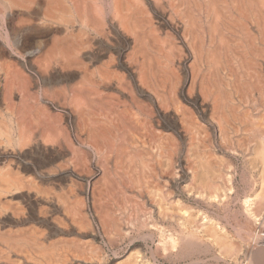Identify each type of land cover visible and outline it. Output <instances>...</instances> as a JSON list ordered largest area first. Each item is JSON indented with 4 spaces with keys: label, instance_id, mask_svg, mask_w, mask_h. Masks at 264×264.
Returning a JSON list of instances; mask_svg holds the SVG:
<instances>
[{
    "label": "bare ground",
    "instance_id": "bare-ground-1",
    "mask_svg": "<svg viewBox=\"0 0 264 264\" xmlns=\"http://www.w3.org/2000/svg\"><path fill=\"white\" fill-rule=\"evenodd\" d=\"M163 40L167 41H164V43H168L167 46L163 45ZM120 42L124 43L125 49L122 50L121 47L113 49L112 46H115L116 43L121 44ZM36 56L40 57L41 59L38 60L41 61H39L40 66L35 65V67L32 60ZM25 67H30L31 70L37 69L36 72L40 69L43 70L44 74L38 73L37 78H39L40 86L46 89L45 93L47 88L57 85L59 91L57 94L61 96L60 92H63L62 99L70 100L69 104L76 118L75 127L72 130L74 137L71 135L76 142L73 141L86 146L91 153H97L96 156L100 158L99 160L102 159L98 157L99 154L102 155L105 159L103 160L106 161L105 169H107L108 159L112 155L114 156V166L125 169L127 175L131 174L132 170L127 172L129 167L125 166L127 165L125 162H133L136 158L138 161H142L140 170H137L140 172H135L136 175L133 174L135 177L129 176L135 189L139 180H143L142 183L145 182L146 185L150 182L152 185L153 183L160 184L158 181L163 182L165 178L172 181L176 176L175 169L178 168L176 165L181 163L183 156L184 163L181 164L188 167L187 170L191 172L188 174L191 175L190 180L192 181L188 186L191 188L192 183L198 179L196 184L194 183L196 186L192 187L195 190L193 192L195 198L197 194L199 197L205 196L206 200L211 199L207 205L212 204V200L214 201L216 197V199L219 198V201L221 197L227 199L231 187H228L230 184L226 181L230 177L227 174L228 179L224 178L226 168L223 167H227L225 166L227 164L222 163L224 165L220 167L223 169L215 168L220 164H217L219 161L216 160V157L219 160L220 158L216 155L221 156V153L217 154L218 149L216 148L220 145L228 149V152L231 149L230 153L234 149L233 144V146L228 144L230 143L228 142V138H230L228 126L229 119L236 117L237 120L238 118L240 123L237 120V124H241L242 127L240 131L246 132V134L243 133L246 140L238 139L241 141L239 142L234 139V142L237 141L236 143L239 144L236 146H242V149L240 148L242 162L250 167V165L256 166L258 160L261 173L257 166L260 176L258 174L256 177L255 173V179H253L254 175L252 180L247 179V181L250 180L245 182L248 194L241 197L238 193L239 207L235 206V209L233 208L231 211L239 214V217L248 218V220L251 218L255 220L264 214L263 110H260V116L255 115L256 117H254L253 115L251 118L250 114L252 113L249 114L248 109L239 113L236 107L238 104H234V101L238 99H244L241 100L242 103L246 102V98L250 103H255L256 100L253 98L255 96H252L253 92L251 93L252 89L260 94L258 97L261 98L260 100H264V0H0V264H80L88 259L97 258L101 250L98 251L92 246L93 244L87 247L89 241L85 237L91 235L89 226L92 224L89 225L88 219L85 218V221L82 217L85 213H83L84 207L80 199L85 197H77L78 191L74 192L75 188L72 186L74 188L72 189L68 185L67 191L68 188L71 191H66V194H63L67 178L69 176L71 178L74 175L73 172L76 173V171L73 166L71 168L68 163L66 165L60 161L68 153L64 151L59 153V149L57 152L49 153L50 147H47V143L50 135L55 139L59 138V135L61 137L60 132L58 133L56 113H54L55 119H52L55 120L54 126H51L53 124L51 120V123L47 122L51 127L44 129L43 127L46 125L43 124L44 120L47 121L49 116L41 117L47 112L45 110L46 112L42 113L45 109L39 107L42 102L38 103L40 109L37 106H32V103L30 106L27 104L29 102H25L31 99H27V84L30 88L32 84H36L33 82L34 79L30 80L29 73L26 72L27 69L25 74H28H24ZM49 73H53L50 80V77L46 76ZM26 82H28L27 87L25 86ZM20 84L23 86L21 85V87ZM59 86H62L61 91ZM19 87H21L20 91ZM17 92L18 96H21L20 100H17L18 102L14 100ZM44 95L41 96L44 97ZM139 96L144 98V103H142L143 99L142 102L139 100L141 98ZM57 97L58 95L55 99L53 98L54 101ZM257 100L259 101V99ZM253 103L250 106H253ZM258 104L260 106V103ZM261 107L263 109L264 105ZM255 108L256 112L258 106L256 110ZM37 110L42 114L35 115L34 113L33 115V111ZM58 112L61 114L59 110ZM46 115L52 116L53 114L49 112ZM73 120L71 119L70 122L72 123ZM59 122L61 123V121ZM65 125L66 123L60 125V128ZM211 128L215 129L216 133L214 131L211 133ZM42 129L47 131L54 129L57 132L53 133L54 130H50V134L47 133L49 135L47 140ZM65 133L62 132V134ZM66 135L65 138H67ZM216 137L220 139V143L216 142ZM151 141H154L155 149L152 148ZM66 142L64 143L66 144ZM50 143L52 142L48 144ZM69 149L73 150L74 148ZM86 149H82V151L85 152ZM193 149L196 151L192 158H189L188 154ZM235 149L237 150V147ZM76 152L78 151H74V153ZM88 154L83 159L86 157L90 162ZM253 155L255 156L253 157ZM226 157L228 158V156ZM162 160L164 164H162ZM135 163L137 164L134 162L128 165L131 166ZM164 165L168 167L166 171L163 170ZM133 168L136 171L137 166ZM213 168L215 169L214 173L212 172ZM250 168L254 169V167ZM187 170L186 172H188ZM117 171L115 172L117 173ZM199 173L201 176H198ZM120 175L122 174L120 173L118 176ZM247 176L249 177V175ZM198 177L201 180L205 177V181H201L204 183H200ZM162 178L164 179L162 180ZM109 179L111 180V178ZM147 179L150 180L148 184L149 180ZM225 179L226 181H224ZM243 179H245L244 176ZM102 180L105 181L103 178ZM198 182L199 184H197ZM51 184L56 186L53 185L55 189L51 188ZM128 188L130 189V187ZM118 189L122 190L123 187H118ZM102 190L105 189L102 188ZM119 190V193L124 192V189L121 192ZM61 191H63L62 194ZM127 191L126 188L125 192ZM139 191L138 195L143 194L142 190ZM148 191H146L147 198L150 202L155 201L156 203L157 200L153 198L152 201ZM108 192L106 191L105 194ZM152 196L154 197V195ZM94 198L96 199L95 196ZM117 198L119 197L117 196ZM205 199L203 198V200ZM180 201L178 202L182 205V201ZM228 201L224 203L228 205ZM107 202L109 203V200ZM232 202L235 204V201ZM227 205L223 207V211H228L227 207H230L231 204ZM185 207L186 205L181 207L182 212L186 209ZM142 208L145 209V207ZM209 211L212 210L209 209ZM197 212L199 213L200 210ZM101 213L103 212L101 211ZM198 213L196 214L198 215ZM94 214L96 215V213ZM98 214L100 213L98 212ZM103 214H106L105 210ZM98 217L100 218V215ZM118 218L108 213V216L104 220L102 219L103 222H99L103 224L106 232L108 231L107 234H112L116 238L127 234L126 224ZM186 220L182 221L187 223ZM190 221V224L193 222L192 226L195 227V230L203 225L200 220H198L200 224L196 220ZM263 224L264 220L262 219L261 225ZM205 225L207 223L203 228H206ZM211 225L212 229L213 224L211 223ZM215 228L217 227L215 226ZM213 230L214 228L211 231ZM208 232L210 234V231ZM214 232L211 235L215 234L214 237L217 239H214L217 241L220 239L221 245L229 243L225 239L227 236L219 235L224 238V243V240L216 235L217 232ZM203 235L202 237L210 236ZM195 236L188 231V234L183 233L179 237L169 236L165 240L167 243L164 244L172 248L179 241L181 249L178 246V251L180 249L181 253L187 254L193 250ZM239 244L229 245V254L236 251ZM169 246L162 245V248ZM223 250L222 252H224ZM225 252L227 254V251ZM102 255L100 254L98 258L102 259ZM187 257L189 256L187 255ZM247 258L249 261L246 260L245 264L264 263V250L252 251ZM123 261L120 262L123 264ZM130 263L128 262V264Z\"/></svg>",
    "mask_w": 264,
    "mask_h": 264
},
{
    "label": "rangeland",
    "instance_id": "rangeland-1",
    "mask_svg": "<svg viewBox=\"0 0 264 264\" xmlns=\"http://www.w3.org/2000/svg\"><path fill=\"white\" fill-rule=\"evenodd\" d=\"M164 41H166V40H163V43H164ZM167 42V41H166ZM164 43L163 45L164 46H167V44L168 43ZM121 43V42H120ZM166 44V45H165ZM123 46V47H122ZM113 47V49H120V47L122 48V50H124L125 48V45H124V43L122 44H115V46L113 45L112 46ZM34 58V59H33ZM32 59V62H33V64H34V66L36 65H39L40 64V62L39 61H41V60H38V59H41L40 57H38V56H36V57H33ZM37 60H38V62H37ZM36 62V63H35ZM38 63V64H37ZM35 66V67H36ZM40 66V65H39ZM234 67V66H233ZM26 69H27V71H26ZM31 72H30V71ZM36 70L37 69H32L31 70V68L29 67H25V69H24V74L26 73V72H28L29 73V78H30V80H33V82L34 83H36V84H32L31 86L34 88V86H35V88L33 89L32 87L30 88L29 87V84H27L28 82H26L25 83V86L27 87V85H28V92H26V95L28 96V98L27 99H29V98H31V99H29V101L27 100V101H25L26 103L27 102H29V103H27V104H30V103H32V106H34V107H38L39 105H38V103H39V101L40 102H42V104H44V105H42V104H40V108H45L44 109V111H42V113L44 112H46L45 110H47V114H49V112H50V114H53L52 116L51 115H46V113L45 114H43V115H41V117H43L44 116V118L45 117H48V119H47V121H46V119L44 120V122L45 123H43L44 125H41L44 129H49L51 126H54V122H55V120H52V119H55L54 118V116H55V114L54 113H56V122H57V125H58V127H59V129H58V133L59 134H61V137H63V138H61L60 137V135H59V142H57L58 141V139H57V141H56V139H55V137H53L52 135H50V138H52L51 140H50V138H48L49 137V135L48 134H50V132L51 131H53L52 129H50L49 131H47V130H44V129H42V131L45 133V136L44 137H46V139L48 140V143L49 142H52V143H50V144H48L47 143V147L49 148V153L50 152H57L58 151V149L60 150V151H58L59 153H61V152H66V153H68V154H66V155H64L63 156V158H62V160H60L61 161V163L62 162H64L65 164L66 163H68V166L69 167H71L72 168V166H73V169H75L74 171H76V173L75 172H73L74 173V175H72L71 176V178H70V176L67 178L68 179V181H67V184H66V187L64 188L65 189V191H64V189H63V191H64V193L63 194H66V191H67V185H68V187L69 186H71V188H72V186L75 188V191L74 192H77V197L79 196V198L80 197H85V198H81L80 199V201L82 202V204H83V207L85 208H83V210H84V212L83 213H85L84 215H85V217H84V215L82 216L83 217V219L85 220V218L86 219H88L87 221V223L89 224V225H91V226H89L90 227V231L92 232L91 233V235H87V237H85V239H88V243H87V247L90 245V244H93L92 246L93 247H95V248H97L98 249V251H100V253H99V256L98 257H100V254L102 255L101 257H102V259L101 258H93V259H88V260H90V261H84V262H81L80 264H119V263H121L122 264V262H120V261H123V264H124V262H126L125 264H128V262L130 263V259L134 262H132L131 261V263L130 264H245L247 261L246 260H248V258H247V256L249 257V254H250V252H255V251H257V250H259V249H263L264 250V224L263 225H261V221H262V219L264 220V214H262V215H260L257 219H253V218H251V219H249L248 220V218H245L244 216H241V217H239L240 215L239 214H235L234 212H232L233 211V208L235 209V206L236 207H239V204H240V202H238L239 200H238V198H237V196L240 194V196L241 197H244L245 195H247L248 193V191H247V188H246V184H245V182L247 181V179H250V180H252V176L256 173L257 175H256V177H258V174H259V171H260V173H261V170H260V167L261 166H259V162H258V160L256 161V166H252V165H250V167H254V169H256L255 170V172H254V169L253 168H250L249 166H247V165H245V164H243V160H242V157H241V152H240V148L242 147L241 145L238 147V146H236V144H238V143H236L237 141H239L240 139L242 140V141H244V140H246V136H245V138H244V135L246 134V132H242V131H240V130H242V127H241V124H239L240 123V121H239V119L237 118V120L239 121V123L237 124V120H236V117L235 118H231V119H229V126H228V128H229V130H228V134H229V136H230V138H228V142H230V143H228L230 146H233L234 145V149H232V151H231V153H230V150H229V152H228V149H225L224 147H221L220 145L219 146H217V148L216 149H218L217 150V154L219 153H221V156L223 157L224 156V158H221V156H219V155H216V156H218L219 158H220V160L216 157V160L217 161H219V162H217V164L218 163H220V164H216L217 166H219V167H217V166H215V168L217 169V168H221V169H223V168H226L225 170H226V173H225V175H224V178L225 177H227L226 179H228V176H227V174L229 175V180H227L226 181V179L224 180V181H226L228 184H230V186L228 185V187H231V190L233 189V191H231V190H229L228 191V195H229V197H227V199H225L226 197H221V198H223L224 200H222L221 198H220V201H219V198L218 199H214V201L212 200V204L210 203V204H208L207 205V202L209 203V202H211L209 199H205L206 197L205 196H203V197H199V195H197L196 194V198H195V193L193 194V192H195V190H194V188H192V187H195L196 185V182L198 181V179L195 181V182H193L192 183V186H191V188H190V186H188V185H191V181L192 180H190L191 179V172H190V170H187V168L188 167H184V165H182L184 162H183V156L181 157L182 158V160H181V163L179 164V165H176V167H178L177 169H175V175L177 176L178 175V177H174L173 178V180L172 181H170L168 178V180L165 178V180L162 182V181H158V183H160V184H155V183H153V185L155 184V187L152 185V183L150 182V180L149 179H147V180H149V181H147V184L150 182V184H148V185H146L145 184V182H144V184L142 183V181L141 180H139L140 182H139V184L138 183H136V189L134 188L135 186H133L132 184V181H131V178H129V176H131V175H133V174H135V172L136 173H138V172H140V171H138L137 172V170H140L139 168H141V162L142 161H138V159L136 160H134L133 162H130V163H134V162H137V164L135 163L134 165L132 164L131 166H129L130 165V163H129V161L128 162H125L127 165H125V163H124V165L125 166H127V167H129V168H127V172L129 173V171L131 172V170H132V172H131V174L129 173V175H127V173L125 172L126 170L125 169H120V168H116L115 166H114V159H113V155H112V157L110 158V159H108V166H107V169H105L104 168V166H105V164H106V161H104L105 159L102 157V155H100L99 154V156L98 157H101L102 159L101 160H99L100 158H97V153H94V152H90L89 151V149L86 147V146H82V144H78V143H75L76 142V140L73 138L74 137V132L72 131V130H74L73 129V127H75V115H74V113H73V110H72V107L70 106V100L69 99H66V101H64L62 98H63V92H60V93H62L61 94V96L59 95V94H57L59 91L57 90L58 89V86L57 85H55L54 87L52 86V87H49V88H47L48 90H47V92L45 93V91H46V89H44V88H42L40 85V83H39V78H37V76H39L38 75V73H41V74H44V73H42L43 72V70H39L38 72H36ZM26 71V72H25ZM33 71V72H32ZM52 72H53V70H52ZM27 73V74H28ZM36 73V74H35ZM54 73V72H53ZM53 73H49V75H46V76H48V77H50L49 78V80L52 78V75H53ZM27 74H25V75H27ZM34 74V75H33ZM30 75H31V77H30ZM36 75V76H35ZM51 75V76H50ZM36 77V78H35ZM37 80V81H36ZM37 82H38V86H37ZM27 84V85H26ZM22 84H20V86H21ZM23 86V85H22ZM21 86V87H22ZM21 87H19V91H20V89H21ZM62 87V86H61ZM60 86H59V89L61 88ZM39 88H40V90H39ZM56 88V89H55ZM30 89H32L31 91L33 92V94H32V92L30 91ZM43 89V90H42ZM54 90V91H53ZM62 89H60V91H61ZM18 91V92H19ZM38 91V92H37ZM42 91H44V92H42ZM256 90H254V89H252V91H251V93H252V96H257L256 98L255 97H253L255 100V103H256V105H255V103H253V102H249V99L248 98H246V102L244 103H242V101L241 100H244V99H238V100H235L234 101V104L235 105H239V107H238V105L236 106L237 108H238V111H239V113H242V111L244 110V109H248V112H249V114H250V112L252 113V114H250L251 115V118H252V116L254 115V117H256V116H260V110H263L262 111V113L264 114V107H263V109H262V107H261V105H264V100L262 101V100H260L261 98H258V97H260L259 95L260 94H258L257 93V91L255 92ZM18 92H17V94H15V96H14V100L16 101V102H18L19 100H20V95L18 96ZM56 94H55V93ZM29 93V94H28ZM44 93H45V95H44ZM257 93V94H256ZM35 94V95H34ZM55 94V95H54ZM255 94V95H254ZM37 96V97H29V96ZM44 95V97H42V96ZM47 95V96H46ZM49 95V96H48ZM58 95V100L60 99V101L58 102V100H57V98H56V100L54 101V99H55V97ZM55 96V97H54ZM40 97V98H39ZM61 97V98H60ZM139 97H141L139 100L142 102L143 100H144V98H142V96H139ZM33 98V99H32ZM43 98V99H42ZM47 98V99H46ZM54 98V99H53ZM19 99V100H18ZM34 99H36V101H34ZM39 99V100H38ZM143 99V100H142ZM257 99H259V101L257 100ZM18 100V101H17ZM33 100V101H32ZM49 102H47V101ZM51 100V101H50ZM69 100V101H68ZM248 100V101H247ZM38 101V102H37ZM261 101V102H260ZM36 102V103H35ZM54 102V103H53ZM57 102V103H56ZM66 104H65V103ZM145 102V100L142 102V103H144ZM33 103H34V105H33ZM61 103L64 105H62L61 106ZM237 103V104H236ZM240 103V104H239ZM252 103L255 105H253V106H250V105H252ZM258 103H260V106H259V104ZM37 104V105H36ZM60 104V105H59ZM258 104V105H257ZM43 107H42V106ZM46 105H47V107H46ZM49 105V106H48ZM67 105V106H66ZM68 105H69V107H68ZM240 105H242V106H240ZM246 105V106H245ZM30 106H31V104H30ZM55 106V107H54ZM249 106V107H248ZM257 106H258V108H259V110H258V108H257ZM38 107V109H40ZM64 107V108H63ZM247 107V108H246ZM257 108V110H256V108ZM47 108V109H46ZM58 108V109H57ZM61 108H62V110H61ZM71 109V110H69V109ZM243 108V109H242ZM254 108H255V110H256V112L254 111ZM242 109V110H241ZM48 110H49V112H48ZM57 110V111H56ZM58 110L61 112V114L58 112ZM66 110H68V111H66ZM250 110V111H249ZM252 110H253V112H252ZM244 111H247V110H244ZM34 113H35V115H40V114H42L41 112H39L38 110L35 112V111H33V115H34ZM37 113H40V114H37ZM65 113V114H64ZM70 113V114H69ZM73 113V114H72ZM258 113H259V115H258ZM261 113V116L263 115ZM61 115V117H62V119H61V117H58V116H60ZM64 114V115H63ZM58 115V116H57ZM256 115V116H255ZM72 116V117H71ZM74 116V117H73ZM52 117V118H51ZM68 117H70V118H68ZM61 119V120H60ZM71 119L73 120L72 121V123L70 122L71 121ZM235 119V120H234ZM51 120L53 121L52 123L53 124H51V126H49V124L48 123H51ZM233 120V121H232ZM49 121V122H48ZM59 121H61V123L59 122ZM64 121H66L65 123H66V125L65 126H63L62 128H60L63 124H65L64 123ZM43 122V121H42ZM48 122V123H47ZM59 122V123H58ZM68 122V123H67ZM73 122H74V125H73ZM231 122V123H230ZM235 124V125H234ZM47 125H48V127H47ZM61 125V126H60ZM72 126V128H71V126ZM232 125V126H231ZM234 125V126H233ZM237 125V126H236ZM238 125H240V126H238ZM238 127V128H236V127ZM238 130H236L235 128ZM67 128H68V130H67ZM214 128V127H213ZM213 128H211V133H213V131H214V133H216L215 132V129H213ZM233 128H234V130H233ZM61 129H63L62 131H61ZM66 131H65V130ZM236 130V131H235ZM66 133H65V132ZM73 133H72V132ZM56 133L57 132V130H54L53 131V133ZM62 132L63 133H65V134H67L66 135V137L67 138H65V134H62ZM70 132V133H69ZM43 133V134H44ZM48 133V134H47ZM52 133V134H53ZM58 133L56 134L57 136H58ZM243 133H245V134H243ZM241 134V135H240ZM56 135H54V136H56ZM64 135V136H63ZM73 137H72V136ZM52 136V137H51ZM238 136H240V137H238ZM242 137H243V139H242ZM69 138V139H68ZM216 139V142H218V143H220V139L218 138V137H216L215 138ZM234 139H236L237 141L236 142H234L235 140ZM239 139V140H238ZM65 140V141H64ZM70 140H72V141H70ZM75 142H74V141ZM229 140H231V141H229ZM68 143H67V142ZM54 142V143H53ZM57 142V143H56ZM64 142H66V144L64 143ZM152 143H151V145H152V148L153 149H155V147H154V141H151ZM239 142H241V141H239ZM58 143H59V145H60V147H59V145H58ZM75 144V146H73ZM233 144V145H232ZM82 146V147H80V146ZM239 145V144H238ZM57 146V147H56ZM67 148H66V147ZM72 146V147H71ZM78 146V147H77ZM237 147V150L235 149L236 147ZM59 147V148H58ZM77 147V150H75V148ZM87 149H86V148ZM52 148V149H51ZM57 148V149H56ZM69 148H74L73 150H71V149H69ZM80 148V149H79ZM82 149L84 150V149H86L85 150V152L84 151H82ZM221 149V150H220ZM242 149V148H241ZM52 150V151H51ZM80 150V151H79ZM88 150V151H87ZM222 150H224V151H222ZM71 151V152H70ZM74 151H78L79 152V156L81 157H79L78 156V152H76V153H74ZM192 152H189V158H192V156L194 155V153H195V151L196 150H191ZM194 151V152H193ZM82 152H84V153H82ZM234 152V153H233ZM236 152V153H235ZM72 153V154H71ZM87 153H89L88 155H89V157H90V159H91V161L89 162V160H88V158L86 159V157L83 159V157L84 156H87ZM238 153H239V155H238ZM39 154V153H38ZM77 154V155H76ZM108 154H110V153H108ZM234 154V155H233ZM236 154V155H235ZM94 155V156H93ZM184 155V154H183ZM187 155V156H188ZM229 155H231V156H229ZM233 155V156H232ZM66 156V157H65ZM71 156V157H70ZM226 156H228V158L226 157ZM255 155H253V157H254ZM73 157V158H72ZM77 157H78V160H77ZM230 157V158H229ZM234 157V158H233ZM236 157V158H235ZM250 157H252V156H250ZM226 158V159H225ZM239 158V159H238ZM64 159V160H63ZM97 159V160H96ZM104 159V160H103ZM228 159V160H227ZM230 159V160H229ZM241 159V160H240ZM85 160V161H84ZM87 160V161H86ZM240 160V161H239ZM66 161V162H65ZM77 161V162H76ZM78 161H79V163H78ZM99 161V162H98ZM102 161H104V162H102ZM113 161V162H112ZM221 161V162H220ZM227 161V162H226ZM231 162L230 164H229V162ZM85 162H87L86 164H85ZM235 162H237V163H235ZM258 162V163H257ZM72 163V164H71ZM101 163H103V164H101ZM146 163V162H145ZM222 163H224V164H227V165H225V166H227V167H223V165L224 164H222ZM233 163V164H232ZM77 164V165H76ZM82 165L81 167H80V165ZM90 164H91V166H90ZM94 164V165H93ZM112 164V165H111ZM129 164V165H128ZM162 164H164V162H163V160H162ZM243 164V165H242ZM67 165V164H66ZM75 165V166H74ZM123 165V166H124ZM230 165V166H229ZM236 165V166H235ZM79 166V167H78ZM97 166V167H96ZM124 166V167H125ZM136 166H137V169H136V171H135V169L133 168V167H135L136 168ZM220 166H222V167H220ZM233 166H234V168H233ZM257 166H259V171H258V169H257ZM86 169H85V168ZM90 167H91V169H90ZM232 169H231V168ZM247 167H249V168H247ZM101 168V169H100ZM113 168V169H112ZM114 168H115V171H117V169H119L118 171H117V173H118V175L121 173L122 175H120V176H118L117 175V173L115 172V171H113L114 170ZM183 169V170H180V169ZM97 169V170H96ZM99 169V170H98ZM103 169H104V173H103ZM133 169H134V173H133ZM168 169V167L166 166V165H164V167H163V170L164 171H166ZM188 171V172H186V170ZM189 169V168H188ZM211 169H212V167H211ZM214 169V168H213ZM234 169V170H233ZM248 169V170H247ZM250 169H253V170H250ZM262 169V168H261ZM77 170H79V171H77ZM81 170V171H80ZM90 170V171H89ZM107 170V171H106ZM109 170V171H108ZM120 170H121V172H120ZM185 170V171H184ZM245 170H246V172H245ZM250 170V171H249ZM111 171V172H110ZM123 171H124V173H123ZM146 171H147V173H149L150 174V172H149V170L148 169H146ZM179 171H181L180 173H181V176H180V173H179ZM202 171V170H201ZM212 171V170H211ZM249 171V172H248ZM252 171H253V173H252ZM79 172H82V173H79ZM106 172V173H105ZM113 172V173H112ZM179 174H178V173ZM213 173L215 172V169H214V171H212ZM211 172V173H212ZM228 172V173H227ZM244 172V173H243ZM258 172V173H257ZM115 173H116V175H115ZM188 173H190V174H188ZM202 173V175H203V172H201ZM201 173H199V175L198 176H201ZM234 173V174H233ZM247 173H250V174H247ZM77 174V175H76ZM88 174V175H87ZM104 174H106V175H104ZM109 174V175H108ZM185 174V175H184ZM241 174V175H240ZM244 174V175H243ZM252 174V175H251ZM76 175V176H75ZM136 175V174H135ZM231 175V176H230ZM247 175H249V177L247 176ZM251 175V176H250ZM78 176V177H77ZM101 176H102V178L106 181H103L102 180V178H101ZM109 176V177H108ZM121 176H123V177H121ZM134 176V175H133ZM243 176L245 177V179H243ZM259 176H260V174H259ZM99 177V178H98ZM135 177V176H134ZM183 177V178H182ZM190 177V178H189ZM248 177V178H247ZM255 177V175H254V178L253 179H255L256 178ZM101 178V179H100ZM107 178V179H106ZM109 178H111V180L109 179ZM181 178V179H180ZM199 178V177H198ZM202 178H203V176H202ZM231 178H233V179H231ZM70 179V180H69ZM76 179V180H75ZM109 179V180H108ZM164 178H162V180H163ZM231 179V180H230ZM243 179V180H242ZM81 180V181H80ZM108 180V181H107ZM115 180V181H114ZM159 180H161V179H159ZM199 182L200 183H204V182H201V181H205V177H204V179L203 180H201V178H199ZM250 180H248V181H250ZM72 181H74V182H72ZM76 181H77V183L79 182V184H77L76 183ZM102 181V182H101ZM125 181H127V182H125ZM223 181V182H224ZM247 181V182H248ZM72 182V183H71ZM82 182H83V184H82ZM109 182V183H108ZM112 182V183H111ZM115 182V183H114ZM123 182V183H122ZM167 182V183H166ZM199 182L197 183V184H199ZM232 183V185H231V183ZM74 183V184H73ZM76 183V184H75ZM95 183V184H94ZM104 183H106V184H104ZM181 183V184H180ZM195 183V184H194ZM227 183H226V186H227ZM234 183V184H233ZM72 184V185H71ZM101 184V185H100ZM125 184V185H124ZM129 184V185H128ZM143 186H142V185ZM183 184V185H182ZM186 184V185H185ZM52 185V187L51 188H54V184H51ZM54 185V186H53ZM99 185V186H98ZM108 185V186H107ZM114 185H116V186H114ZM144 185H146L145 187H144ZM156 185H157V187H156ZM101 186V187H100ZM107 186V187H106ZM140 186V187H139ZM180 186V187H179ZM233 186V187H232ZM237 186V187H236ZM56 187V186H55ZM77 187V188H76ZM118 187H123V189H124V192H122V193H119L118 192V190L120 189H118ZM128 187H130V189L128 188ZM147 187V188H146ZM185 187H186V189H185ZM236 187V188H235ZM50 188V189H51ZM74 188H72V189H74ZM80 188V189H79ZM91 188H94V189H91ZM102 188H104L105 190H102ZM110 188V189H109ZM126 188L128 189V191L127 192H125L126 191ZM148 189V190H146V189ZM157 188V189H156ZM159 188H160V190H159ZM188 188V189H187ZM234 188H235V192H234ZM49 189V190H50ZM55 189V188H54ZM70 188H68V191H71V190H69ZM100 189V190H99ZM122 189V190H123ZM143 189H145L146 191H148V193H150V195L151 196H149L150 198L152 197V201L155 199V200H157L156 201V203H155V201H153V202H150V200L147 198V192L145 191V190H143ZM153 191H152V190ZM156 189V190H155ZM90 190H92V191H90ZM96 190V191H95ZM104 191V192H102V191ZM117 190V191H116ZM122 190H119L120 192L122 191ZM132 190H134V191H132ZM143 191V194H141V195H138L139 193H138V191ZM182 190V191H181ZM184 190V191H183ZM193 190V191H192ZM63 191H61L60 193L62 194V192ZM67 191V192H68ZM99 191H100V195H99ZM106 191L108 192L107 194H105L106 193ZM139 191V192H140ZM144 191H145V194H144ZM186 191H188V192H186ZM237 191V192H236ZM98 192V193H97ZM112 192V193H111ZM152 192H154V193H152ZM181 192V193H180ZM184 192V193H183ZM191 192V193H190ZM245 192H246V194H245ZM263 192V191H262ZM70 193V192H69ZM81 193V194H80ZM95 193V194H94ZM97 193V194H96ZM102 193H103V195H102ZM116 193V194H115ZM136 193V194H135ZM186 193V194H185ZM188 193H190V194H188ZM234 193H236V194H234ZM239 193V194H238ZM244 193V194H243ZM92 194V195H91ZM111 196H110V195ZM112 194H113V197H112ZM118 194V195H117ZM127 194V195H126ZM178 194V195H177ZM193 194V195H192ZM68 195V194H67ZM81 195V196H80ZM104 195H105V197H104ZM110 196V198L108 199V197ZM119 197V198H117V196ZM143 195V196H142ZM152 195H154V197L152 196ZM156 195V196H155ZM164 195V196H163ZM166 195H168V196H166ZM180 195V196H179ZM190 195V196H189ZM233 195V196H232ZM94 196L96 197V199L94 198ZM98 196V197H97ZM99 196H101V197H99ZM102 196H103V199H102ZM116 196V197H115ZM124 198H123V197ZM136 196V197H135ZM186 196V197H185ZM188 196V197H187ZM236 196V197H235ZM129 197V198H128ZM132 197V199H130ZM145 197V198H144ZM182 199H180V198ZM185 197V198H184ZM190 197V198H189ZM193 197H194V199H193ZM87 198V199H86ZM94 198V199H93ZM104 198H106V199H104ZM111 198H112V200H111ZM154 198V199H153ZM157 198V199H156ZM203 198L205 199V200H203ZM230 198V199H229ZM235 198V199H234ZM237 198V199H236ZM98 199V200H97ZM184 199H185V201H184ZM199 199V200H198ZM213 199V198H212ZM233 199V200H232ZM83 200V201H82ZM86 200V201H85ZM95 200V201H94ZM109 200V203L107 202ZM129 200V201H128ZM134 200V201H133ZM182 201V205H181V203H179L178 201ZM216 200V201H215ZM228 200H230V201H228ZM86 203H85V202ZM99 203H98V202ZM104 201H106L105 203H104ZM130 201H132V202H130ZM137 203H136V202ZM141 201H143V202H141ZM180 201V202H181ZM200 201H201V203H200ZM205 201V203H203L202 204V202H204ZM217 201H218V203H217ZM226 201H228V205L226 204V203H224V202H226ZM232 201H235V204H234V202H232ZM93 202V203H92ZM121 202V203H120ZM158 202V203H157ZM213 202H215V203H213ZM223 202V203H222ZM231 202V203H230ZM238 202V203H237ZM98 203V206L96 205ZM100 203H101V205H100ZM102 203H104V204H102ZM120 203V204H119ZM154 203V204H153ZM87 204V205H86ZM206 204V205H205ZM217 204V205H216ZM220 206H219V205ZM230 204H231V206H230ZM232 204H233V206H232ZM108 205V206H107ZM140 205V206H139ZM144 205V206H143ZM156 205V206H155ZM184 205H186V209L185 208H183V209H185L184 210V212L185 211H187V212H182V208L181 207H184ZM197 206L196 208H195V206ZM201 205V206H200ZM226 205L227 206H230V207H227L228 208V211H226V210H224L223 211V207H226ZM238 205V206H237ZM87 206V207H86ZM97 206V207H96ZM103 206V207H102ZM145 207V209H143L142 207ZM162 206V207H161ZM194 206V207H193ZM210 206V207H209ZM139 207H141V208H139ZM158 207V208H157ZM189 208V212H188V208ZM191 207V208H190ZM194 208V210H193V208ZM200 207V208H199ZM232 207V208H231ZM88 208V209H87ZM97 208V209H96ZM106 208H109V209H107L106 210ZM198 208V209H197ZM230 208V209H229ZM139 209H140V211H139ZM166 209V210H165ZM191 209V210H190ZM208 209V210H207ZM209 209L210 210H212V211H209ZM214 209V210H213ZM219 209V210H218ZM226 209V208H225ZM82 210V211H83ZM96 212H95V211ZM100 210V211H99ZM104 210H105V215L103 214L104 213ZM111 210V211H110ZM197 210H200V212L202 213H198L197 212ZM204 210V211H203ZM229 210H230V212H229ZM232 210V211H231ZM94 211V212H93ZM101 211L103 212V213H101ZM108 211V212H107ZM191 211H193L192 213H191ZM203 211V212H202ZM206 211V212H205ZM209 211V212H208ZM215 211V212H214ZM98 212L100 213V214H98ZM204 212H205V214H204ZM214 212V213H213ZM232 212V213H231ZM82 213V214H83ZM94 213H96V215L94 214ZM108 213H111L112 215H115V217H120V218H118V219H120L122 222H124L125 224H126V226H127V230H126V232H127V234H125L124 236H121V237H113L112 236V234L111 235H109V234H107V232H106V229L104 228V226H103V224H100L101 222L100 221H102L103 222V220L108 216ZM120 213V214H119ZM162 213H164L163 215H162ZM187 213H190V214H187ZM196 213H198V215L196 214ZM229 213V214H228ZM81 214V215H82ZM98 214V215H97ZM168 214V215H167ZM179 214V215H178ZM185 214V215H184ZM193 215V217H191L192 215ZM195 214V215H194ZM235 214V215H234ZM80 215V216H81ZM88 215V216H87ZM100 215V218L98 217ZM171 215V216H170ZM176 215V216H175ZM182 215H183V217H182ZM191 215V216H190ZM89 216H91L90 218H89ZM194 216H195V219H194ZM198 216V218H196ZM236 216H238V217H236ZM88 217V218H87ZM98 217V218H97ZM103 217H105V218H103ZM182 217V218H181ZM189 218L190 220H192V221H194V220H196V221H198V220H200V222L203 224V225H201V227L199 226V228L198 229H194L195 227H193L192 226V224H193V222H192V224H190L191 223V221L190 220H186L187 218ZM184 218V219H183ZM200 218V219H199ZM103 219V220H102ZM237 220V222H236V220ZM247 219V220H246ZM254 221H253V220ZM182 220H186V222L187 223H185V222H183ZM209 220V221H208ZM215 220V221H214ZM242 220H243V222H242ZM250 220H251V222H250ZM86 221V220H85ZM92 221V222H91ZM142 221V222H141ZM147 221V222H146ZM240 221V222H239ZM245 221V222H244ZM100 222V223H99ZM189 222V223H188ZM200 222L198 221V223L200 224ZM204 222V223H203ZM239 222V223H238ZM242 222V223H241ZM247 222V223H246ZM259 222V223H258ZM94 223V224H93ZM180 223H182V224H180ZM207 223V225H205V227L206 228H203V226H204V224H206ZM211 223L213 224V228H214V230L213 231H211L212 229H211V227H212V225H211ZM230 223V224H229ZM238 223V224H237ZM190 224V225H189ZM244 224V225H243ZM246 224V225H245ZM141 225H143V226H141ZM186 225V226H185ZM243 225V227H241ZM103 226V227H102ZM211 226V227H210ZM215 226L217 227V228H215ZM232 226H233V228H232ZM251 226V227H250ZM207 227H208V229H207ZM224 229H223V228ZM243 228V229H241V228ZM246 229H245V228ZM92 228V229H91ZM101 228V229H100ZM182 228H184V229H182ZM191 228V229H190ZM192 228H193V230H192ZM234 228H235V230H234ZM96 230V231H94V230ZM104 229H105V231H104ZM188 229V230H187ZM190 229V230H189ZM201 229H202V231H201ZM211 229V230H210ZM206 232H205V231ZM225 230V231H224ZM242 230V231H241ZM94 231V232H93ZM101 231V232H100ZM188 231L189 232H192L193 233V236H195L196 234H198V233H200V234H198V235H196L195 237H194V247H193V250L188 254H183V253H181L180 252V249H181V244L179 243V241L177 242V244H176V248L173 246L172 248H171V246H169V245H165L164 243H167L165 240H167L166 238H168L169 236H174V237H176V236H181V235H183V233H185V235L186 234H188ZM208 231H210V234H209V232ZM217 232L216 233V235H218V238H221L222 240H224V238H222V236L220 237L219 235L221 234V235H223V237L224 236H227V237H225V239L227 240L226 242L228 243V244H225L224 246H223V244L221 245L220 243H221V241H220V239H218V241L216 240L217 238L216 237H214V235L215 234H213V236L211 235L213 232ZM237 231V232H236ZM246 231V232H245ZM96 232V233H95ZM202 232V233H201ZM205 232V233H204ZM214 232V233H215ZM241 232V233H240ZM196 233V234H195ZM225 233V234H224ZM237 233H239V234H237ZM243 233V234H242ZM248 233V234H247ZM180 234V235H179ZM195 234V235H194ZM204 234V235H203ZM206 234H208V235H210V236H206V237H202V235L203 236H205ZM106 237H105V236ZM199 235H201L200 237H199ZM244 235V236H243ZM89 236H91L90 238H89ZM111 236H112V238H111ZM229 236V237H228ZM241 236V237H240ZM243 236V237H242ZM101 237V238H100ZM105 238V239H104ZM114 238H116V240H113ZM119 238V240H117ZM198 238H200V240H201V242H200V240H197ZM204 238V239H203ZM206 238V239H205ZM214 238H216V239H214ZM239 238V239H238ZM121 239V240H120ZM245 239V240H244ZM111 240V241H110ZM215 240V241H214ZM91 241V242H90ZM114 241V242H113ZM203 241V242H202ZM210 241V242H209ZM217 241V242H216ZM230 241H232V242H230ZM110 242V243H109ZM163 244H162V243ZM190 242V241H189ZM206 242V243H205ZM224 243H225V240L223 241ZM222 242V243H223ZM241 242V243H240ZM161 243V244H160ZM200 243V244H199ZM202 243V244H201ZM232 243H236V244H239L238 245V248L236 249V251H234V252H230V254H229V251H228V249H229V245H231ZM179 244V245H178ZM95 245V246H94ZM97 245H98V247H100V248H98L97 247ZM162 245L163 246H169V247H167V248H162ZM207 245V246H206ZM221 245V246H220ZM156 246V247H155ZM161 246V247H160ZM178 246H180V249H179V251H178ZM200 247V249H198L199 247ZM218 246V247H217ZM226 246V247H225ZM160 247V248H159ZM223 247V248H222ZM197 248V249H196ZM224 251V252H222V250ZM225 249H227V250H225ZM239 249V250H238ZM165 250H167V251H164ZM173 250V251H172ZM175 250H176V252H175ZM197 252H196V251ZM200 250H202V251H200ZM219 250V251H218ZM204 251V252H203ZM225 251H227V254H226V252ZM157 252V253H156ZM177 252H178V254H177ZM175 254V255H174ZM190 254H191V256H190ZM130 255V256H129ZM152 255V256H151ZM177 255V256H176ZM178 255H180V256H178ZM187 255L189 256V257H187ZM230 255V256H229ZM133 256V257H132ZM229 256V257H228ZM129 257V258H128ZM138 258V259H136V258ZM166 258V259H165ZM97 259H99V260H97ZM140 259V260H139ZM129 260V261H128ZM197 260V261H196ZM117 261V262H116ZM128 261V262H127ZM249 261V260H248ZM138 262V263H137ZM140 262V263H139ZM250 263H251V260H250ZM252 264H254V263H252ZM256 264H264V263H256Z\"/></svg>",
    "mask_w": 264,
    "mask_h": 264
}]
</instances>
